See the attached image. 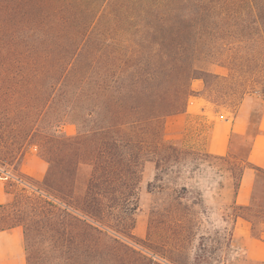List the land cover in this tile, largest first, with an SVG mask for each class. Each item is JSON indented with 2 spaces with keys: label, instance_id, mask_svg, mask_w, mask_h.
I'll list each match as a JSON object with an SVG mask.
<instances>
[{
  "label": "trees",
  "instance_id": "trees-1",
  "mask_svg": "<svg viewBox=\"0 0 264 264\" xmlns=\"http://www.w3.org/2000/svg\"><path fill=\"white\" fill-rule=\"evenodd\" d=\"M192 95L245 117L226 154L167 137ZM263 113L264 0H0V231L22 229L26 264H231L220 248L237 218L264 241V168L248 161ZM33 146L41 179L20 170ZM199 154L220 178L218 207L176 179ZM148 163V192H166L141 239ZM245 168L255 178L239 205ZM216 210L223 240L202 220Z\"/></svg>",
  "mask_w": 264,
  "mask_h": 264
},
{
  "label": "crops",
  "instance_id": "crops-1",
  "mask_svg": "<svg viewBox=\"0 0 264 264\" xmlns=\"http://www.w3.org/2000/svg\"><path fill=\"white\" fill-rule=\"evenodd\" d=\"M196 80V86L199 89L202 83L200 80ZM178 115L200 117L205 122L207 129L204 133L205 139L202 147L205 152L215 155L227 153L231 132L244 133L246 130V122H238L239 116H233L223 108L197 95L189 97L185 112ZM259 127L260 131L253 138L248 161L253 165L264 168V113ZM46 169L47 164L39 157L36 148L30 147L20 165L21 172L36 179H41ZM254 178V169L245 168L243 170L235 198L237 204H248ZM4 184L5 181H0V204L6 200ZM233 238H241L243 240L247 257L253 260L264 261V241L251 236L247 222L241 218H237L234 222ZM25 262L22 229L15 227L0 231V264H25Z\"/></svg>",
  "mask_w": 264,
  "mask_h": 264
},
{
  "label": "rangeland",
  "instance_id": "rangeland-1",
  "mask_svg": "<svg viewBox=\"0 0 264 264\" xmlns=\"http://www.w3.org/2000/svg\"><path fill=\"white\" fill-rule=\"evenodd\" d=\"M196 81L197 80L192 81V86L195 89H197ZM223 109L234 116L232 110L227 108ZM243 121L246 122L245 117L239 116L238 122ZM166 124L167 137L169 139H178V142L182 147L195 148L197 150L204 151L202 144L205 139L204 133L206 132L207 126L205 125V122L200 119V117H184L182 115H176L173 117H169L166 120ZM63 131L67 135H74L76 132L75 125L71 122H66L63 125ZM200 157L201 159L197 161V169L190 171V166L187 163L184 167L180 168V176L176 179L181 180V178H183L184 180L188 181L189 185L200 189L199 191L205 199L206 206L212 205L213 207H218L219 204L217 201V189L218 180L220 178L214 173V168L209 166L208 162L204 160V156L200 155ZM153 175V164L148 163L144 168L141 183L139 185L138 209L136 212V223L134 229V233L136 234V236L141 239L147 238L150 209L155 210L159 208V206L165 199L166 191L157 192V190H159L157 188L154 193L148 192L147 183L152 180ZM167 177V174H163L164 179H166ZM202 220L209 231H214L215 236L218 239L223 240L222 226L224 225V222L222 221L221 216L217 212V210L215 212L208 213L207 215H202ZM230 240L231 241L229 243L230 246L228 250L223 246H221L220 248L222 255H226L227 262H231V264H253V260L248 258L245 253L243 240L241 238H233V231ZM214 254L215 253H213V255Z\"/></svg>",
  "mask_w": 264,
  "mask_h": 264
},
{
  "label": "built area",
  "instance_id": "built-area-1",
  "mask_svg": "<svg viewBox=\"0 0 264 264\" xmlns=\"http://www.w3.org/2000/svg\"><path fill=\"white\" fill-rule=\"evenodd\" d=\"M10 178V173L0 168V180L6 181Z\"/></svg>",
  "mask_w": 264,
  "mask_h": 264
}]
</instances>
